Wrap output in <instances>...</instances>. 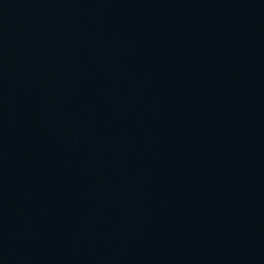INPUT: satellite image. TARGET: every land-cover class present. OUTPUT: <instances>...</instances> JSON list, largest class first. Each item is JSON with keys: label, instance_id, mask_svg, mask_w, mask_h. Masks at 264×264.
Listing matches in <instances>:
<instances>
[{"label": "water", "instance_id": "95a60500", "mask_svg": "<svg viewBox=\"0 0 264 264\" xmlns=\"http://www.w3.org/2000/svg\"><path fill=\"white\" fill-rule=\"evenodd\" d=\"M264 121V0H0V118Z\"/></svg>", "mask_w": 264, "mask_h": 264}]
</instances>
